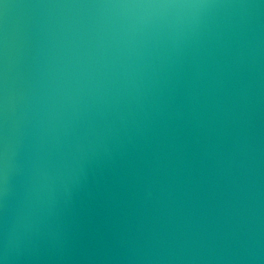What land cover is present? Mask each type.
Instances as JSON below:
<instances>
[{
    "label": "water",
    "instance_id": "1",
    "mask_svg": "<svg viewBox=\"0 0 264 264\" xmlns=\"http://www.w3.org/2000/svg\"><path fill=\"white\" fill-rule=\"evenodd\" d=\"M0 264H264V0H0Z\"/></svg>",
    "mask_w": 264,
    "mask_h": 264
}]
</instances>
